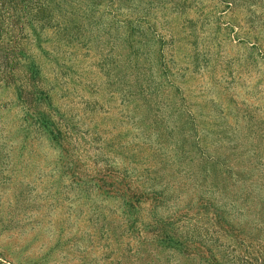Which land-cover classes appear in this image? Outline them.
<instances>
[{
  "label": "rangeland",
  "instance_id": "1",
  "mask_svg": "<svg viewBox=\"0 0 264 264\" xmlns=\"http://www.w3.org/2000/svg\"><path fill=\"white\" fill-rule=\"evenodd\" d=\"M97 11L100 24L92 26L94 34H90L91 42L87 44L91 47H79L71 64L64 62L68 55L61 51L53 28L43 32L42 49L35 41L30 42L33 55L50 81L58 63L65 65L63 75L68 73L78 81L83 72L86 86H77L76 80L72 95L67 96L70 90L62 86L57 95L53 92V99L62 109L70 110L78 135L84 140L90 138L89 131L97 124V131L121 137L134 148L132 155L137 160L123 162L124 155L114 146L111 164L119 169L145 172L147 165L163 167L152 155L154 148L172 146L176 150L175 138L167 136L169 117H165L174 97L182 107L179 134L193 127L192 118L195 135L202 139L198 148H204L211 159L219 162L217 177L210 180L218 188L212 190L210 182L205 181L197 160L184 159V165L180 164L183 177L170 170L159 173L157 179L162 185L168 184L175 190V198L161 213L182 206L185 217L181 228L202 222V233L208 237L205 241L217 251L220 248L228 264H252L263 259L264 0H103ZM111 17L117 20L113 23ZM128 19L140 27L131 41L134 49L141 54L150 52L151 58L141 55L137 63L134 60L132 65L137 73L132 76L137 82L132 77L126 88L118 79H122V66L129 50L122 43L124 28L119 30L117 25ZM210 37L215 53L210 61H205L203 55ZM53 57L59 60L56 64ZM108 70L106 77L110 75L114 83H107L104 78ZM142 76L151 88L158 87L154 92L158 94L152 95L148 105L142 95H137ZM161 81L162 86L156 85ZM69 83L72 84L71 78ZM13 103L10 89L0 85V113L5 117L4 129L0 130L2 264H206L128 237L115 201L95 195L88 198L65 177L56 182L57 187L51 176L56 150L43 137H32L21 152L18 140L4 141L6 132L10 134L12 126L18 124V103L6 107ZM156 113L164 118L149 125ZM187 116L189 124L185 125ZM77 139L81 141L74 144L75 148H86L84 140ZM186 149L199 157V150L193 145ZM200 193H211L220 203H227L230 215L244 211L240 220L253 240L236 243L205 225L192 208H186L190 205L187 202ZM122 231L125 234L120 238ZM232 246L235 252L228 253L235 256V262L225 251Z\"/></svg>",
  "mask_w": 264,
  "mask_h": 264
},
{
  "label": "trees",
  "instance_id": "2",
  "mask_svg": "<svg viewBox=\"0 0 264 264\" xmlns=\"http://www.w3.org/2000/svg\"><path fill=\"white\" fill-rule=\"evenodd\" d=\"M102 2L103 0H0V85L10 89L14 103L17 102L20 106L17 111L18 118H15L18 124L12 126L10 134L6 135V132L4 141H10V138L18 140L21 152L31 142L32 137H43L49 144L48 146L56 150L52 160L55 164L51 168L53 181L58 183L65 177L81 193L87 194L88 198L90 195H95L115 201L116 210L122 218V223L125 224L124 229L128 237L130 235L134 238L130 237V239L140 243L144 242L160 251L172 250L185 258H197L206 264H228L220 253V248L217 251L213 246H210L209 241H205L208 237L202 233L200 226L202 222L187 229L183 226L181 228L185 217L182 206L170 207V210L165 212L166 214L161 213L175 198V190L172 191L168 184L162 185L160 179H157L161 171L170 170L172 174L181 177L183 171L180 164L184 165V159L197 160L198 170L201 174L204 173L205 181L210 182L211 179L217 177L218 169H220L219 162L211 159L212 157L206 154L204 148H198L202 139L201 136L195 135L197 129L194 127L195 123L192 118L190 121L193 127L187 128L183 135L179 134L182 132V107L178 106L174 97L171 99V111L165 113V117H169L166 127L167 136L175 138L174 147L176 150L172 149V146L170 149L168 146L166 149L165 147L154 148L152 155H155L154 158L158 159L163 167L155 168V166L147 165L148 168L145 169V172L127 168L119 169L111 164L110 152L114 146L120 154L124 155L123 162L137 160L132 155L134 148L130 147L128 142L122 140L121 137H111V135L97 131L99 129L97 124H94L93 130L89 131L90 138L84 140V137L78 135L77 122L70 115L72 114L70 110L65 107L62 109L63 106L53 99V92L57 95L62 86L65 87V90H70L67 96L72 95V85L76 82L77 77H69L68 73L63 75L62 68L65 65L58 63L57 70L52 72V81H50L43 74L35 54L33 55L30 42L35 41L38 48H41L43 32L53 28L55 40L61 47V51H65L64 55H68L64 62L71 64L76 59L74 56L76 52L77 55L79 54L80 48L89 46L90 49L91 47L87 44L91 42L90 34H94L92 26L96 27L100 24V12L97 9ZM115 20L117 19L111 17L113 23ZM117 26L119 30L124 28L122 43L125 45V49L129 50L124 59L125 65L122 66L120 76L122 79H118L127 88L129 81H132V73L133 75L137 73L132 65L134 60L137 63L141 55L146 58L148 55V59H150L151 54L143 51L141 54V51L134 49L131 41L136 30L140 28L135 21L128 19L120 22ZM212 40L210 37L203 55L205 61H210L211 54L215 53L213 52L215 45ZM158 56L160 61L165 64L162 55ZM52 60L55 61V64L59 61L56 57H53ZM67 67L70 69V65ZM106 72L108 73L109 70L105 71L104 78ZM82 74L83 72L79 78L81 81L77 80L79 82L77 86L80 84L86 86ZM69 78L72 79V84L69 83ZM133 78L136 83L137 79ZM106 80L107 83H114V79L110 75H107ZM165 83L168 89L167 81ZM161 84H163L162 81L156 83L159 87L162 86ZM170 84L173 86L174 83L170 82ZM77 86L73 85V87ZM130 87L131 85L128 86V89ZM157 89L158 87L151 88L142 76L138 83L137 95H142L144 102L148 105L152 101L150 99L152 95L158 94L154 93ZM132 94L133 92H130L131 98ZM14 103L6 104V107L10 108L14 106ZM88 106H91L89 102ZM0 109H3L1 105ZM162 118L164 117L159 113L154 114L149 125L153 122L157 123V120H162ZM187 119L188 116L185 125L189 124ZM4 122L5 117L0 113V130L4 129ZM77 138L84 140L86 148H75L74 144L79 145L81 141H78ZM180 145L182 147H179ZM188 145H193L195 150H199L198 158L192 154L193 150L187 151ZM182 150L184 155H182ZM199 158L204 161H199ZM184 168L186 170V166ZM209 184L212 190L218 188L217 184L213 182ZM211 193L196 195L187 202L190 205L186 208H192L194 215L199 216V219H204L203 223L211 226L221 236L229 237L236 243L253 240L249 232L245 233V225L240 220L244 211L230 215L227 208L229 205L220 203ZM91 202L93 201L91 200ZM208 231L212 233L211 229ZM124 234L122 231L120 238ZM227 249L229 250H225L227 253L235 252V247L233 249L227 247ZM227 255L230 260L235 262L234 255L231 253ZM0 263L2 264V262ZM252 264H264V258H258V261Z\"/></svg>",
  "mask_w": 264,
  "mask_h": 264
}]
</instances>
